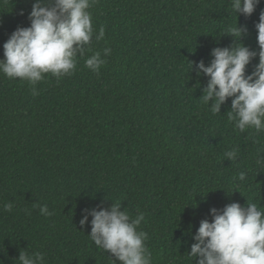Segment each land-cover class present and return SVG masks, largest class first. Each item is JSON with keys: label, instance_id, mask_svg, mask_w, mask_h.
<instances>
[{"label": "trees", "instance_id": "16d2710c", "mask_svg": "<svg viewBox=\"0 0 264 264\" xmlns=\"http://www.w3.org/2000/svg\"><path fill=\"white\" fill-rule=\"evenodd\" d=\"M35 2L0 0V60ZM261 11L264 0L251 17H237L230 0H96L93 41L70 76L45 74L34 96L27 81L0 73V264H19L21 250L43 264H112L89 238L91 217L83 228L80 220L83 209L116 202L144 214L138 231L152 264H197L193 236L211 208L264 210V130L235 128L231 98L214 114L201 98L208 77L191 69L208 66L217 47L259 52ZM236 25L247 29L240 40L229 35ZM96 52L106 60L98 73L85 67ZM242 171L246 179H234ZM45 204L51 216L40 214Z\"/></svg>", "mask_w": 264, "mask_h": 264}, {"label": "clouds", "instance_id": "9594fccd", "mask_svg": "<svg viewBox=\"0 0 264 264\" xmlns=\"http://www.w3.org/2000/svg\"><path fill=\"white\" fill-rule=\"evenodd\" d=\"M96 0H36L28 19L30 26L17 27L3 44L4 59L0 60V73L9 79L27 81L32 85V94L39 95L35 85L51 74L59 81L70 76L76 69L77 57H83L93 41L94 29L89 9ZM261 0H230L232 10L238 15L251 17ZM23 15V13H21ZM259 52L243 44L232 48H214L208 66L204 61L193 64L197 75L208 77L203 89L202 100L216 114L221 106L231 98V110L227 112L235 128L244 132L254 128L264 130V11L255 25ZM232 37L240 40L247 32L246 27L229 29ZM105 36L103 27L99 29L96 41ZM111 54L110 48L104 49V56ZM258 56L259 62L251 74L246 68ZM106 63L101 53L96 52L85 60V67L98 73ZM237 149L225 153L229 161L237 158ZM264 165V160L258 161ZM240 181L246 173L240 172ZM40 214L51 216L48 206H38ZM12 203L4 205L11 211ZM211 222L204 219L193 236L190 257L197 264H264V210L256 203L247 202L246 207L230 203L222 210L211 208ZM80 226L89 224L91 217L90 240L98 249L114 257L112 264H152L151 252L145 246L147 234L138 231L145 220L143 213L131 217L121 203H113L110 208L97 205L82 210ZM19 264H43L44 257L37 252L29 255L21 250Z\"/></svg>", "mask_w": 264, "mask_h": 264}]
</instances>
